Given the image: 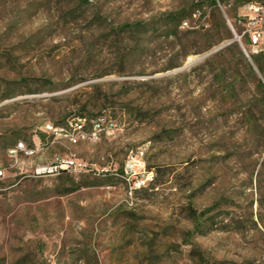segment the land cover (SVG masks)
I'll return each mask as SVG.
<instances>
[{
	"label": "rangeland",
	"instance_id": "374dc122",
	"mask_svg": "<svg viewBox=\"0 0 264 264\" xmlns=\"http://www.w3.org/2000/svg\"><path fill=\"white\" fill-rule=\"evenodd\" d=\"M241 1L0 0V264H264V71L243 38L197 63Z\"/></svg>",
	"mask_w": 264,
	"mask_h": 264
},
{
	"label": "built area",
	"instance_id": "2783aa9c",
	"mask_svg": "<svg viewBox=\"0 0 264 264\" xmlns=\"http://www.w3.org/2000/svg\"><path fill=\"white\" fill-rule=\"evenodd\" d=\"M212 1H214L215 6L221 9H225L223 3L228 2V0ZM207 17L208 16L204 14L201 6L197 5L195 18L188 20V25L181 28H185L188 30H197L200 27L205 26ZM225 19L229 27L232 28L230 20L227 16H225ZM233 22L242 27V31L239 37L235 36L238 40V43L241 38L245 39L248 43L250 54L252 56H259L264 61V0H259V3L253 4L252 7L237 8L233 18ZM244 54L249 57V55L245 51ZM260 80L264 84V73L260 75ZM96 120H102V129L100 131L90 134L79 132L77 135L67 133L65 137L70 140H78L80 136L95 138L97 133H100L102 131H115L116 124L107 122L104 117H98ZM49 129H52V127H49ZM8 151H10L11 154H17L18 152H24L26 155L33 154L32 151H27L21 143L18 147L11 148ZM140 156L141 153H130L125 163L124 173L130 176V178H126V182L130 191L143 188L145 174H151L150 172H145L144 170H142V172L138 171L141 166L139 160ZM83 166L84 165L82 163H78L77 160L61 159L57 160V163L55 165L49 166L44 169L43 173L60 174L63 172L76 171L78 169H81ZM2 176L3 171L0 170V177Z\"/></svg>",
	"mask_w": 264,
	"mask_h": 264
},
{
	"label": "bare ground",
	"instance_id": "6f19581e",
	"mask_svg": "<svg viewBox=\"0 0 264 264\" xmlns=\"http://www.w3.org/2000/svg\"><path fill=\"white\" fill-rule=\"evenodd\" d=\"M230 1H234V0H228V2H230ZM255 3H259V1L258 0H242L241 1V6H240V8H245V7H252L253 6V4H255ZM183 26H187L188 25V23H187V21H185L183 24H182ZM188 61L191 63V64H193V63H195V59L194 58H189L188 59ZM199 61V60H198ZM198 61H197V63H198ZM102 129V120H96L95 122H94V131H100ZM82 138H84V136H81ZM72 143H77V141L78 140H70ZM19 146V145H18ZM18 146H16V147H18ZM9 154L11 155V156H15L16 154H11L10 153V151H9ZM68 160H72V159H68ZM78 162V161H77ZM57 163V162H56ZM55 163V164H56ZM78 163H80V162H78ZM54 164V165H55ZM149 180V177H144V184H143V187L145 186V184H146V182Z\"/></svg>",
	"mask_w": 264,
	"mask_h": 264
},
{
	"label": "trees",
	"instance_id": "16d2710c",
	"mask_svg": "<svg viewBox=\"0 0 264 264\" xmlns=\"http://www.w3.org/2000/svg\"><path fill=\"white\" fill-rule=\"evenodd\" d=\"M214 3V1H212ZM215 4V3H214ZM174 18V23H175V27H178L181 23V18L179 15H173ZM231 50H236L233 48V46H228L226 48H224L222 51H220L218 54L216 55H221L223 52H227L229 53ZM252 61L254 62V64L256 65L257 70L262 73L264 71V61L261 57L259 56H252L251 57ZM248 66V65H247ZM248 69L252 72V68L250 67V65L248 66ZM259 85L261 86L263 93H264V85L261 82V80H259Z\"/></svg>",
	"mask_w": 264,
	"mask_h": 264
},
{
	"label": "water",
	"instance_id": "95a60500",
	"mask_svg": "<svg viewBox=\"0 0 264 264\" xmlns=\"http://www.w3.org/2000/svg\"><path fill=\"white\" fill-rule=\"evenodd\" d=\"M234 42H238V40H237V38L235 36L230 41H228L227 43L219 46L218 48L213 49L212 51H210V52H208L206 54H204L202 57H200L198 63L204 61L205 59H207V58H209V57H211V56H213L215 54H217L219 51H221L222 49H224L225 47L231 45ZM245 56L248 59V61L252 64L251 59L247 55H245Z\"/></svg>",
	"mask_w": 264,
	"mask_h": 264
}]
</instances>
